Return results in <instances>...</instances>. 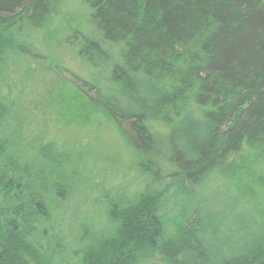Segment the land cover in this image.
I'll use <instances>...</instances> for the list:
<instances>
[{"label": "trees", "instance_id": "1", "mask_svg": "<svg viewBox=\"0 0 264 264\" xmlns=\"http://www.w3.org/2000/svg\"><path fill=\"white\" fill-rule=\"evenodd\" d=\"M66 1L0 0V66L78 42L142 177L110 201L0 86V264H264V0H83L91 34Z\"/></svg>", "mask_w": 264, "mask_h": 264}, {"label": "rangeland", "instance_id": "2", "mask_svg": "<svg viewBox=\"0 0 264 264\" xmlns=\"http://www.w3.org/2000/svg\"><path fill=\"white\" fill-rule=\"evenodd\" d=\"M66 2L69 10L74 11L70 15L74 17L76 15L81 22L86 21L88 23L85 24L86 30L91 34L89 11L84 6L83 0ZM58 39L63 41L62 44H56V37L51 42L39 44L38 57L10 50L7 66H0V86L12 87L13 100L18 99V95L22 94L23 102L28 101L33 108L32 112H36V115L33 114L35 120L44 121L45 124L51 122L50 141L57 144L64 153L61 169L71 156L79 167L87 160L90 166L99 162L100 165L105 164L107 168L109 165L119 169L120 176L109 194L110 201L114 200L121 190L131 187L134 189L136 181L142 177L143 170L139 168L137 154L127 142L123 131L95 103L98 100V92L93 91L91 87H84L83 82L73 76L75 74L79 78L89 79L90 82L100 80L107 84L108 70L89 69L77 55L78 46L74 45L78 42L68 45L64 35ZM83 46L84 44H80V49ZM97 75H99L98 80H95L94 77L96 78ZM111 177L108 171L109 183L112 182ZM94 183L98 184V181ZM258 190L264 194V190ZM89 192L95 194L92 189ZM97 198H100L101 205L105 204L102 202L105 200L102 195ZM257 201H261V196ZM187 206L188 199L184 198H180L176 205L181 210ZM80 210H83L82 207ZM180 211L178 212V209L175 211L176 216ZM101 213L94 212L100 221ZM66 224H69V221Z\"/></svg>", "mask_w": 264, "mask_h": 264}]
</instances>
